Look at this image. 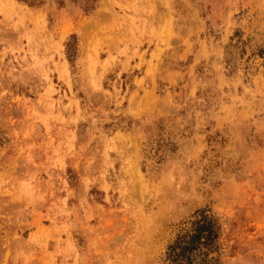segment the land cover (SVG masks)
Here are the masks:
<instances>
[{
	"label": "rangeland",
	"instance_id": "374dc122",
	"mask_svg": "<svg viewBox=\"0 0 264 264\" xmlns=\"http://www.w3.org/2000/svg\"><path fill=\"white\" fill-rule=\"evenodd\" d=\"M99 1L0 0V264H264V0Z\"/></svg>",
	"mask_w": 264,
	"mask_h": 264
},
{
	"label": "trees",
	"instance_id": "16d2710c",
	"mask_svg": "<svg viewBox=\"0 0 264 264\" xmlns=\"http://www.w3.org/2000/svg\"><path fill=\"white\" fill-rule=\"evenodd\" d=\"M216 236L214 226L211 221L206 218L199 220L195 223L193 229L178 237L174 244L169 247V257L171 253L176 252L178 249L180 253L176 254L173 261H176L179 256H185V252L193 251L200 245L201 238H206V241L212 240Z\"/></svg>",
	"mask_w": 264,
	"mask_h": 264
},
{
	"label": "bare ground",
	"instance_id": "6f19581e",
	"mask_svg": "<svg viewBox=\"0 0 264 264\" xmlns=\"http://www.w3.org/2000/svg\"><path fill=\"white\" fill-rule=\"evenodd\" d=\"M100 1H101V0H100ZM100 1H99V2H100ZM105 2H106V0H105ZM99 4H101V2H100ZM104 4H105V3H104ZM99 6H100V5H99ZM103 6H104V5H103ZM101 8L103 9L102 6H101ZM101 8H100V11L102 10ZM98 10H99V9H98ZM100 11H99L100 15H102V13L104 14V12H102L103 10H102L101 12H100ZM100 15H99V16H100ZM95 18H97V16H95L93 19L95 20ZM65 69H66V68H64L63 70H65ZM66 72H67V69H66ZM139 177H140V176H139Z\"/></svg>",
	"mask_w": 264,
	"mask_h": 264
}]
</instances>
